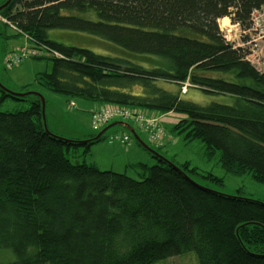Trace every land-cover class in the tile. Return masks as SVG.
<instances>
[{"label":"trees","instance_id":"trees-1","mask_svg":"<svg viewBox=\"0 0 264 264\" xmlns=\"http://www.w3.org/2000/svg\"><path fill=\"white\" fill-rule=\"evenodd\" d=\"M261 4L12 0L1 14L34 47L43 46L44 54L32 57L52 61V71L37 76L40 84L101 104L184 113L175 129L186 143L199 139L208 157L220 151L227 172H251L264 182V74L219 24L229 16L248 28ZM96 44L110 52L95 51ZM137 55L154 66L138 63ZM186 81L238 103L187 101L180 96ZM6 99L27 107L0 110V264H159L191 252L198 264H264V201L203 186L197 176L222 178L177 163L196 183L157 152L155 164L139 162L142 178L74 162L68 153L90 154L100 130L75 138L49 132L38 95L19 96L0 84V104Z\"/></svg>","mask_w":264,"mask_h":264},{"label":"rangeland","instance_id":"rangeland-1","mask_svg":"<svg viewBox=\"0 0 264 264\" xmlns=\"http://www.w3.org/2000/svg\"><path fill=\"white\" fill-rule=\"evenodd\" d=\"M3 1L0 0V5ZM224 21H228V18L225 17ZM235 28H233V32H235ZM32 41L34 42L32 37L25 35L5 17L0 18V79L11 90L19 91L29 84L28 89L30 91L42 93L46 97L47 123L51 131L68 138L90 137L114 121H128L137 129L144 144L150 146L155 152L167 156L171 160L173 159L175 163L183 164L189 161L191 166H197L205 172H213L222 178V182H216L207 177L195 176L203 186L227 194H240L264 201V182L256 180L251 172L241 174L227 172L219 162L220 151L210 158L206 155L201 140L198 139L188 143L184 141L183 135L176 132L175 124L186 117V114L172 111L163 112L151 108H132L122 104H101L96 100L72 97L63 92L51 90L42 83L40 84L37 76L40 72L52 71L53 63L47 58L32 57L33 54H44L43 46L38 49L33 46ZM91 47L99 53L110 52V49L104 48L100 44L91 45ZM113 52L116 54V51ZM120 53L121 51H117V55ZM137 56H140L135 57V61L138 63L146 67L154 66L147 59H144V56ZM149 57L159 60V65H163L162 58L159 56L151 55ZM215 74L226 78L235 76L233 71H217ZM236 78L239 79V77ZM165 88L172 92H179L175 91V86L167 85ZM188 88L190 92H186ZM205 89L199 86H191V83L186 81L182 83L183 93L180 92V96L200 106H207L212 102L238 103L237 99L234 102L233 98L227 97L226 94L210 92ZM113 105H119L114 107V110L131 108L136 111V114H142L148 120L154 122L153 130L159 132L158 137L153 138L152 130L137 118L115 119L106 125L94 127L91 121L92 114L105 106ZM26 107V102L12 99L3 100L0 104V110H19ZM90 110H92L91 115ZM126 133L130 135V139H125ZM153 154L154 152L148 150L142 144L140 145L134 136L121 125L111 127L103 139L92 145L90 154L84 155L83 148L72 149L68 153L74 162L86 160L88 163H96L102 170L128 172L129 175L135 178H142L146 171L143 166L139 165V162L153 165L158 161ZM6 250L11 253L9 249ZM159 264H198V262L195 254L191 252L170 257Z\"/></svg>","mask_w":264,"mask_h":264},{"label":"built area","instance_id":"built-area-1","mask_svg":"<svg viewBox=\"0 0 264 264\" xmlns=\"http://www.w3.org/2000/svg\"><path fill=\"white\" fill-rule=\"evenodd\" d=\"M227 17L228 21H224ZM220 18V29L227 41L234 43V47L242 48L245 59L259 72L264 74V4L256 6L250 14V26L243 28L239 22L233 21L231 17L225 16ZM0 18L3 16L0 14ZM7 19V18H6ZM222 19V20H221ZM8 20V19H7ZM9 21V20H8ZM10 22V21H9ZM235 32H233V28ZM113 106H105L92 114L91 121L94 127L106 125L115 119L137 118L146 124L147 128L152 130V137L157 138L159 132L154 131L155 123L148 120L142 114H136L135 110L128 108L127 110H114ZM125 139L130 135L125 134Z\"/></svg>","mask_w":264,"mask_h":264},{"label":"water","instance_id":"water-1","mask_svg":"<svg viewBox=\"0 0 264 264\" xmlns=\"http://www.w3.org/2000/svg\"><path fill=\"white\" fill-rule=\"evenodd\" d=\"M12 2V0H5V2L3 4L0 5V14H1V11L4 10L10 3ZM2 15V14H1ZM0 84L7 90H10L14 93H16L17 95L19 96H26L28 95L29 93H34L36 95H38L42 101V118H43V124H44V127L46 130H48L49 132H51V130L49 129L48 127V123H47V114H46V97L42 94V93H38V92H32V91H29V92H26V93H20V92H17V91H14V90H11L9 89L7 86H5L1 79H0ZM116 125H121L123 127H125L131 134L132 136H134V138L138 141V143L142 144L145 148H147L148 150L156 153L150 146L144 144L143 142V139L142 137L139 135L137 129L128 121H114L112 122L111 124L109 125H106L103 129L100 130V132L94 137L95 140H100L101 137L107 133V131L113 127V126H116ZM159 156L165 158V160L172 164L174 167H176L180 172H182L187 178L195 181L193 178H191L177 163H175L174 161H172L170 158H168L167 156H164L160 153H158ZM197 183V181H195Z\"/></svg>","mask_w":264,"mask_h":264},{"label":"crops","instance_id":"crops-1","mask_svg":"<svg viewBox=\"0 0 264 264\" xmlns=\"http://www.w3.org/2000/svg\"><path fill=\"white\" fill-rule=\"evenodd\" d=\"M165 84V86H167V85H169V86H171V87H174L175 86V88H176V90L175 91H181V86H180V84H178V83H174V82H165L164 83ZM182 93H183V91H181ZM186 92H190V89L188 88L187 89V91ZM95 109V108H94ZM93 110V109H92ZM92 110H90V115H91V111ZM167 114H169V113H167ZM166 114V115H167ZM164 116V115H163ZM84 137H88V136H84Z\"/></svg>","mask_w":264,"mask_h":264}]
</instances>
